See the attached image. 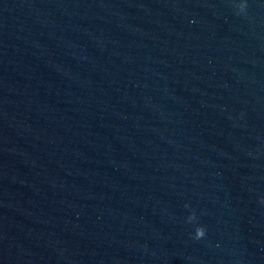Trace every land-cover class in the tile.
Masks as SVG:
<instances>
[{
	"label": "water",
	"instance_id": "water-1",
	"mask_svg": "<svg viewBox=\"0 0 264 264\" xmlns=\"http://www.w3.org/2000/svg\"><path fill=\"white\" fill-rule=\"evenodd\" d=\"M0 264H264V0H0Z\"/></svg>",
	"mask_w": 264,
	"mask_h": 264
}]
</instances>
